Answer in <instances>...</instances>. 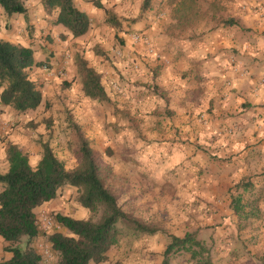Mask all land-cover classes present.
I'll return each instance as SVG.
<instances>
[{
  "label": "crops",
  "instance_id": "0c3cea01",
  "mask_svg": "<svg viewBox=\"0 0 264 264\" xmlns=\"http://www.w3.org/2000/svg\"><path fill=\"white\" fill-rule=\"evenodd\" d=\"M209 2L210 26L202 34L175 32L170 15L150 20L148 14L131 25L144 32L154 53L135 46L139 69L125 77L129 83L116 100L130 110L131 132L146 142L134 141L132 151L163 158L151 156L145 169L161 170L154 185L190 188L182 196L199 203L194 217L219 219V226L197 234L213 263L264 264V0ZM151 4L163 15L176 8ZM86 10L91 20L96 9ZM23 20L0 8V40L29 47L19 36ZM9 111L0 105V129ZM234 199L240 200L238 212ZM52 201L37 208L36 217Z\"/></svg>",
  "mask_w": 264,
  "mask_h": 264
},
{
  "label": "rangeland",
  "instance_id": "374dc122",
  "mask_svg": "<svg viewBox=\"0 0 264 264\" xmlns=\"http://www.w3.org/2000/svg\"><path fill=\"white\" fill-rule=\"evenodd\" d=\"M159 1L171 8L179 0ZM74 2L85 13L88 8L96 9L95 12H89L92 18L87 34L76 39L62 26L54 24L57 10L45 8L42 0H23L27 12L25 16L20 15L25 23L19 36L23 35L33 52L35 64L27 70V76L40 92L42 100L40 106L32 111L22 114L9 111V120L2 123L0 174L5 171L1 149L5 150L7 144L15 145L27 157L30 166L35 168L42 156L41 146L47 143L67 170L74 169L77 166V134L81 133L96 152L102 183L116 197L119 206L144 224L163 228L162 233L154 236L132 235V232L122 230L116 245L107 252V260L101 264H161L169 236L182 237L194 232L197 238L199 231L219 226V219L194 217L193 209L199 207V203L185 201L182 196L187 190L191 192L190 188L178 190L176 185H167L160 189L154 185L158 178L154 174H160L161 170L153 173L154 168L150 171L145 169L148 164L152 165V157L158 161L163 159L160 154L145 155L139 151L134 153L131 149L136 140L143 144L146 142L131 132L136 125L129 118L130 110L124 105L119 107L116 97L122 93L123 85L129 83L125 77L131 75L130 71L139 69L138 60L134 59L137 56L135 46L138 45L142 50L145 47L149 54L154 53L153 47L148 46L147 38L146 44L136 43L133 39L136 35H145L143 31L131 28L140 15L141 0H100L104 8L117 15L120 21L118 28L106 26L103 9L81 0ZM197 3L196 18L174 23L175 32L185 35L188 29H195L202 34L210 26L209 0H197ZM175 9L170 13L168 9L163 15L158 7L154 8L151 4L141 18L150 14V20L154 17L160 20L167 15L173 19ZM5 30L8 32L11 28ZM76 57L85 60L88 67L100 75L101 84L109 97L108 103L90 100L83 95ZM139 63L145 64L143 60H139ZM171 173L177 176L174 171ZM78 199V189L65 185L49 204L51 208L37 215L40 236L32 245L40 253L42 264L49 258L52 264H57L56 256L51 252L45 237L53 229L65 233L54 222L52 228L44 230V218L55 221L56 215H62L88 219L91 214L78 204ZM100 215L98 212L95 217ZM23 245L24 240L20 243V246ZM189 257L187 253L179 252L171 257L169 264H192ZM6 258L4 247L1 246L0 261Z\"/></svg>",
  "mask_w": 264,
  "mask_h": 264
},
{
  "label": "trees",
  "instance_id": "16d2710c",
  "mask_svg": "<svg viewBox=\"0 0 264 264\" xmlns=\"http://www.w3.org/2000/svg\"><path fill=\"white\" fill-rule=\"evenodd\" d=\"M75 0H42V5L57 10L55 25L62 26L73 38L87 34L91 21L89 16L75 5ZM103 9L106 26L120 27L117 15L104 8L100 0H81ZM152 0H141L140 15L134 22L142 20L141 15L151 7ZM173 13L177 23L193 20L198 14L197 0H179ZM0 8L6 16L26 15L23 0H0ZM226 24L232 25L229 20ZM30 48L0 40V105L18 114L37 109L41 94L27 76V70L34 65ZM76 67L81 78L83 95L94 101L109 102L100 75L87 62L76 57ZM75 155L77 166L67 170L65 164L53 153L47 143L42 144V156L35 168L27 157L12 144L5 147L7 170L0 174V238L5 243L9 258L0 264H42V257L35 251L33 242L40 236L35 210L54 200L65 185L77 188L78 204L90 212L88 219H75L56 215L52 230L45 238L56 256L57 264H101L107 260V252L116 245L122 230L132 235L154 236L163 228L147 225L138 218L129 216L118 204L116 197L104 186L100 177V161L89 142L77 134ZM239 199L231 202L238 212ZM101 215L97 218L96 214ZM24 240V245L20 243ZM189 254L192 264H214L210 250L195 233L183 237L169 236V242L162 253V263L169 264L173 255Z\"/></svg>",
  "mask_w": 264,
  "mask_h": 264
},
{
  "label": "built area",
  "instance_id": "2783aa9c",
  "mask_svg": "<svg viewBox=\"0 0 264 264\" xmlns=\"http://www.w3.org/2000/svg\"><path fill=\"white\" fill-rule=\"evenodd\" d=\"M133 39H134V42H136V43L146 44V39L142 35H136ZM263 79H264V75H263ZM42 226L44 227V230H48V229L52 228L54 226V224H53L52 220H50L48 218H44V224H42ZM45 264H52L50 261V258L45 260Z\"/></svg>",
  "mask_w": 264,
  "mask_h": 264
}]
</instances>
